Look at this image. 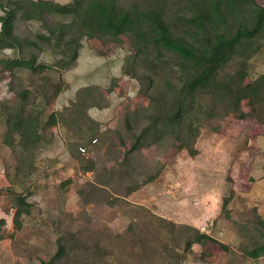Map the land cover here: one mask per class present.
I'll list each match as a JSON object with an SVG mask.
<instances>
[{"label":"rangeland","instance_id":"obj_1","mask_svg":"<svg viewBox=\"0 0 264 264\" xmlns=\"http://www.w3.org/2000/svg\"><path fill=\"white\" fill-rule=\"evenodd\" d=\"M257 1L264 4V0ZM28 29L36 30L38 25H22V31ZM129 50L123 37L83 38L76 64L62 73L67 88L50 103L39 95L29 107L43 119L57 110L67 116L66 120H81L84 112L95 123L68 127L61 122L44 127L32 163L13 183L16 191H30L28 201L32 203L18 230L14 228L12 201L5 190L11 185L9 178L13 177L16 159L2 142L3 106L12 104L15 95L9 85L11 75L0 74V188L4 189L0 193V218L5 220L6 233L0 240V264H35L55 252L57 237L66 231L75 232L81 242L104 247L107 264H264V257L248 259L237 249V224L257 213L264 216V111H252L253 104L244 96L235 94L224 117L208 125L193 117L194 132L180 144L171 148L143 147L144 161L152 168L158 161L165 165L154 181L126 197L111 189L113 195L120 196L112 204L108 202L110 197L93 187L125 158L131 141V133L124 127L125 115L147 105V99L136 94L137 82L122 71ZM9 55L10 50L0 51V56ZM262 73L264 45L240 77L246 83ZM16 75V87L20 83L29 89L47 85L43 78L27 71H16ZM48 76L53 81L59 77L55 71ZM112 79L114 87L109 92ZM85 86L97 87L104 107L85 111L71 107L77 91ZM243 114L247 116L243 118ZM79 145L86 151L78 155L75 148L74 155L73 148ZM79 160H92L94 172H81ZM142 163L140 157L131 161L137 173L124 180H142ZM114 184L120 181L114 180ZM231 188L234 198L221 214L222 199ZM192 228L211 234L229 249L194 244L192 252L179 258L184 255L183 246Z\"/></svg>","mask_w":264,"mask_h":264},{"label":"trees","instance_id":"obj_2","mask_svg":"<svg viewBox=\"0 0 264 264\" xmlns=\"http://www.w3.org/2000/svg\"><path fill=\"white\" fill-rule=\"evenodd\" d=\"M0 11V51L12 52L0 56V74L11 75L9 85L15 95L12 104L3 106L2 142L16 159L13 177L9 178L11 185L5 188L14 208L16 230L21 228L22 217L29 214L32 203L28 201L30 191H16L13 183L32 163L44 127L61 122L68 127L95 123L84 112L81 120H66L67 116L57 110L43 119L29 108L39 95L50 103L67 88L62 73L76 64L83 38H125L130 50L122 71L137 82L136 94L147 99V105L124 117V127L131 133L125 158L118 168L109 170L106 179L93 185L110 197L107 201L111 204L120 198L111 189L126 197L154 181L164 169L160 161L153 168L144 161L143 147L171 148L180 144L194 132L193 117L202 125L224 117L235 94L247 98L253 104L252 111H264V73L246 83L240 77L264 45V4L257 0H0ZM25 23H35L38 29L24 32ZM19 70L43 78L47 85L35 89L21 83L14 86ZM51 71L58 73L57 81L48 76ZM114 82L112 79L108 85L109 92ZM99 96L97 87H82L71 107L79 106L83 111L102 108ZM76 146L72 153L75 155L77 148L78 155L84 154L82 146ZM137 157L143 160L139 170L142 180L133 177L128 183L124 179L137 173V166L131 165ZM79 169L94 172L95 163L79 160ZM114 180L120 184H114ZM3 190L0 188V193ZM234 193L231 188L223 197L221 214L229 208ZM4 225V218H0V240L6 237ZM237 232V249L243 257H264L263 215L257 213L238 223ZM56 240L55 252L35 264H107L104 247L81 242L73 231L63 232ZM194 244L229 249L211 234L192 228L183 246L184 255L179 258L192 252Z\"/></svg>","mask_w":264,"mask_h":264},{"label":"built area","instance_id":"obj_3","mask_svg":"<svg viewBox=\"0 0 264 264\" xmlns=\"http://www.w3.org/2000/svg\"><path fill=\"white\" fill-rule=\"evenodd\" d=\"M94 141V140H93ZM85 148L84 147H80V151L82 152V153H84L85 152Z\"/></svg>","mask_w":264,"mask_h":264}]
</instances>
